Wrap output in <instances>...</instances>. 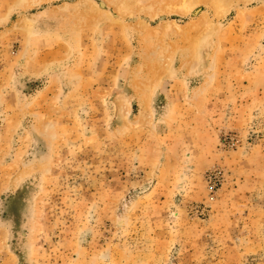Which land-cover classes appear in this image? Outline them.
Masks as SVG:
<instances>
[{
	"label": "rangeland",
	"instance_id": "obj_1",
	"mask_svg": "<svg viewBox=\"0 0 264 264\" xmlns=\"http://www.w3.org/2000/svg\"><path fill=\"white\" fill-rule=\"evenodd\" d=\"M0 264H264V0H0Z\"/></svg>",
	"mask_w": 264,
	"mask_h": 264
}]
</instances>
